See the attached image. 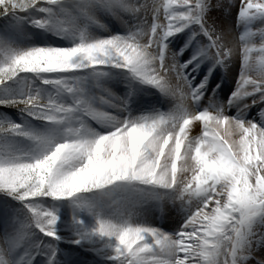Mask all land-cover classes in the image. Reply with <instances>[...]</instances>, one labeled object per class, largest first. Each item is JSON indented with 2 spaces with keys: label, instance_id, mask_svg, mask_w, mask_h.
I'll list each match as a JSON object with an SVG mask.
<instances>
[{
  "label": "snow or ice",
  "instance_id": "snow-or-ice-1",
  "mask_svg": "<svg viewBox=\"0 0 264 264\" xmlns=\"http://www.w3.org/2000/svg\"><path fill=\"white\" fill-rule=\"evenodd\" d=\"M0 109V264H264V0H0Z\"/></svg>",
  "mask_w": 264,
  "mask_h": 264
},
{
  "label": "rangeland",
  "instance_id": "rangeland-1",
  "mask_svg": "<svg viewBox=\"0 0 264 264\" xmlns=\"http://www.w3.org/2000/svg\"><path fill=\"white\" fill-rule=\"evenodd\" d=\"M235 13H236V8H233L231 11V14L227 17V22L232 23L234 21ZM214 15H217L218 17H220L223 20V15L221 13H214ZM14 116H15V113H14ZM198 134H199V132H198Z\"/></svg>",
  "mask_w": 264,
  "mask_h": 264
},
{
  "label": "bare ground",
  "instance_id": "bare-ground-1",
  "mask_svg": "<svg viewBox=\"0 0 264 264\" xmlns=\"http://www.w3.org/2000/svg\"><path fill=\"white\" fill-rule=\"evenodd\" d=\"M198 132H199V126L198 125H194L193 126V130H192V135H197Z\"/></svg>",
  "mask_w": 264,
  "mask_h": 264
},
{
  "label": "trees",
  "instance_id": "trees-1",
  "mask_svg": "<svg viewBox=\"0 0 264 264\" xmlns=\"http://www.w3.org/2000/svg\"><path fill=\"white\" fill-rule=\"evenodd\" d=\"M1 111H8L9 113H11L14 116V110L11 109H0Z\"/></svg>",
  "mask_w": 264,
  "mask_h": 264
}]
</instances>
